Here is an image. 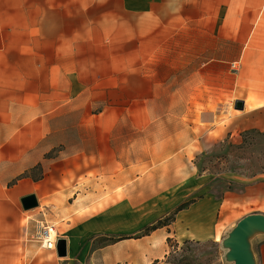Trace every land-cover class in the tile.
I'll return each instance as SVG.
<instances>
[{
  "label": "crops",
  "instance_id": "1",
  "mask_svg": "<svg viewBox=\"0 0 264 264\" xmlns=\"http://www.w3.org/2000/svg\"><path fill=\"white\" fill-rule=\"evenodd\" d=\"M110 1L92 17L90 0H0V249L31 219L66 240L29 264H173L170 240L218 242L264 215V173L202 195L191 161L218 119L225 137L264 133V0ZM249 243L264 264V232Z\"/></svg>",
  "mask_w": 264,
  "mask_h": 264
},
{
  "label": "rangeland",
  "instance_id": "2",
  "mask_svg": "<svg viewBox=\"0 0 264 264\" xmlns=\"http://www.w3.org/2000/svg\"><path fill=\"white\" fill-rule=\"evenodd\" d=\"M98 1L104 2V8H113V3L110 0H90V16L92 17H95L97 10L102 7ZM125 49L128 48H115L111 43L106 48V55L125 52ZM108 65L106 64V68ZM174 65L177 66V64ZM174 74L179 76L178 73ZM168 75V73H161L162 78H157V82L166 85L170 83L175 86L182 81L177 77L169 78ZM173 97L176 96L157 95L153 102L156 104L166 103L172 101ZM160 109L157 108L155 111L157 115L164 113ZM224 119L217 121L216 142L201 140L192 146L195 153L199 154L191 161L195 175L201 177L202 195L209 191H215L217 196H222L226 190H237L233 185L232 178L253 179L264 173V133L252 130L244 133L242 138L225 137L221 134V131L224 130ZM188 164L189 160H186L187 167ZM29 177L39 179L43 176L38 172ZM19 207L18 210L28 212L20 204ZM15 209L14 207L10 208V221L21 218L19 212L18 216H13L17 214ZM168 218V221L171 220L173 213ZM41 224L32 219L25 220L21 224L10 222L11 237L8 240L7 248L0 249V264H29V260L36 254L41 256L46 254L47 252L41 249L37 240ZM43 224H53L56 226L57 232H60L61 224L57 222L50 221ZM13 226L16 228L12 229ZM221 237L218 242L194 241L176 244L174 240H170V247L173 248L170 261L173 264H235L228 260L229 249L225 247L224 239Z\"/></svg>",
  "mask_w": 264,
  "mask_h": 264
},
{
  "label": "water",
  "instance_id": "3",
  "mask_svg": "<svg viewBox=\"0 0 264 264\" xmlns=\"http://www.w3.org/2000/svg\"><path fill=\"white\" fill-rule=\"evenodd\" d=\"M243 102L236 103V109H243ZM35 205V199L30 198L25 201L27 208ZM255 231L264 232V215L252 214L243 218L229 236L224 240V245L229 249L228 260L235 264H254L253 255L250 248L249 238ZM66 242L62 241L59 246V256L66 254Z\"/></svg>",
  "mask_w": 264,
  "mask_h": 264
},
{
  "label": "built area",
  "instance_id": "4",
  "mask_svg": "<svg viewBox=\"0 0 264 264\" xmlns=\"http://www.w3.org/2000/svg\"><path fill=\"white\" fill-rule=\"evenodd\" d=\"M37 240L42 249L55 252L58 255L61 242H66L64 238L58 236L56 227L51 224H41Z\"/></svg>",
  "mask_w": 264,
  "mask_h": 264
},
{
  "label": "trees",
  "instance_id": "5",
  "mask_svg": "<svg viewBox=\"0 0 264 264\" xmlns=\"http://www.w3.org/2000/svg\"><path fill=\"white\" fill-rule=\"evenodd\" d=\"M189 204H190V202L189 203H184V204L180 205L177 208L176 213L179 212V211H181V210H183V209H186L189 206ZM176 213L173 214V218L171 220H169V221H168L169 218L166 217V218H164L162 220H159L154 225L148 226L147 228L144 229L143 235H148L150 232L155 231L158 228L165 227V226H168V225L172 224L175 221V214Z\"/></svg>",
  "mask_w": 264,
  "mask_h": 264
}]
</instances>
